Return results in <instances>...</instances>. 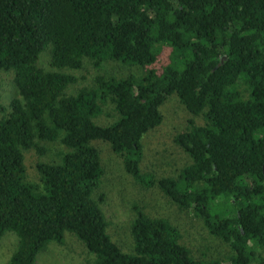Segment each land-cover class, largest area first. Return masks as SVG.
Masks as SVG:
<instances>
[{
    "label": "trees",
    "instance_id": "obj_1",
    "mask_svg": "<svg viewBox=\"0 0 264 264\" xmlns=\"http://www.w3.org/2000/svg\"><path fill=\"white\" fill-rule=\"evenodd\" d=\"M49 46L53 71L38 65ZM159 46L171 48L161 72L150 68ZM85 58L146 71L97 76L95 87L67 95L76 78L63 69ZM0 70L14 72L19 93L0 117V238H19L9 264H35L66 232L94 256L85 264H264V0H0ZM173 94L206 123L177 137L192 163L158 185L204 215L231 247L225 260L196 259L176 226L141 210L124 252L93 197L104 170L92 142L109 143L141 179L142 138L162 123ZM108 98L119 118L100 126L93 119ZM57 142L59 160L39 162L40 183L29 182L25 151L45 155Z\"/></svg>",
    "mask_w": 264,
    "mask_h": 264
},
{
    "label": "rangeland",
    "instance_id": "obj_2",
    "mask_svg": "<svg viewBox=\"0 0 264 264\" xmlns=\"http://www.w3.org/2000/svg\"><path fill=\"white\" fill-rule=\"evenodd\" d=\"M159 47L158 60L150 68L161 72L170 62L171 48ZM38 65L45 70H54L51 66L50 46L40 55ZM63 71L76 78V82L66 90L67 95H72L84 87H95L97 76L120 79L133 75L138 78L146 69L111 60L96 67L92 60L85 58L81 68H64ZM14 77V72L0 70V117L11 112L12 100L19 97ZM101 108V115L93 119L96 124L109 126L118 120L119 115L110 98L101 103ZM160 112L163 116L162 123L149 130L142 138L143 151L139 165L141 179L127 173L123 157L115 154L109 143L101 140L92 142L100 152L104 170L93 197L99 202L108 221V234L124 252H132L131 226L138 210H141L149 217L165 218L176 226L181 236L180 243L189 248L196 259L225 260L232 255L231 247L209 231L204 215L193 208H180L164 195L158 185L162 178L177 179L181 171L192 163V159L178 145L176 139L188 133L193 125H205L206 119L202 114L194 116L189 113L176 94L165 101L160 107ZM46 146L48 152L45 155L36 150L24 153L27 180L31 183H40V175L36 169L39 162L58 161V152L65 150L59 142ZM18 240V236L13 232H8L0 238V264H9ZM258 253L264 257V249H259ZM93 259L94 256L88 252L85 245L74 234L66 232L64 242H50L38 255L35 264H85Z\"/></svg>",
    "mask_w": 264,
    "mask_h": 264
}]
</instances>
